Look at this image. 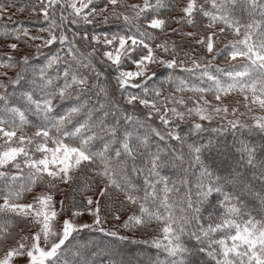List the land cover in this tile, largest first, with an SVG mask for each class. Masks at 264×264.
<instances>
[{"label":"snow or ice","instance_id":"obj_1","mask_svg":"<svg viewBox=\"0 0 264 264\" xmlns=\"http://www.w3.org/2000/svg\"><path fill=\"white\" fill-rule=\"evenodd\" d=\"M162 9L177 10V4L28 0L17 7L15 0H0V21L28 12L42 24L33 32L17 21L18 27L0 31V37L15 38L0 53V264H120L95 240L81 239L98 232L127 240L105 226L106 215L124 228L161 223L162 236L144 243L163 250L170 264H196L195 256H204L205 264H264V144L240 141L239 159L224 175L201 162L211 140L188 144L187 155L201 165L193 181L183 153L185 138L214 121L211 130L218 134H264V114H253L257 108L264 113V0H182L178 19L162 16ZM113 19L123 25L120 32L74 30ZM186 26L193 31H183ZM157 31L179 33L182 44L160 40ZM77 40L87 42V54ZM22 41L45 55L43 67H32L33 53L20 52ZM220 58L224 66L216 63ZM157 68L171 70L174 91L154 86ZM176 70L203 84L174 78ZM167 168L177 170L176 179L163 174ZM89 171L99 179L98 192L87 195L91 184L85 181L74 189L78 202L74 193L67 207L56 199L62 185L72 188ZM37 186L46 190L23 202ZM113 189L124 197L117 207L107 203ZM252 195L259 203L249 200ZM125 204L138 214L122 220ZM185 237L196 245L188 247Z\"/></svg>","mask_w":264,"mask_h":264},{"label":"trees","instance_id":"obj_2","mask_svg":"<svg viewBox=\"0 0 264 264\" xmlns=\"http://www.w3.org/2000/svg\"><path fill=\"white\" fill-rule=\"evenodd\" d=\"M180 0H172V2H175L177 4V10H171V9H162L161 14L164 17H175L179 18V11L178 7L181 6L179 4ZM28 0H15V3L17 7L24 5ZM130 3L138 2V0H129ZM15 12V9L12 10ZM29 13H16L12 17V22L9 23L7 18H5L3 21H0V31H4L7 27L8 30H11L13 27H18L19 25L16 23L17 21H20L24 26L31 29L33 32L37 31L41 26V21H39L37 18L33 17L32 19H28ZM43 26L46 27V24ZM123 25L121 22L116 20H110L109 23L106 24H100L99 22H96L94 25H81L77 26L75 29L77 31L80 30V32H89L95 33V34H101L103 32L108 33H116L120 32ZM182 26L177 23H170L169 28H181ZM74 29V30H75ZM183 31H193L191 26L183 27ZM70 34V33H69ZM156 35L159 37L160 40H163L165 38L175 41L178 45L182 44L180 34L177 33L175 35L171 34L169 31L167 37L160 34L159 31H157ZM14 37H0V53L8 51V49L5 47V45L9 42H14ZM159 42V40H157ZM77 44L80 48V50L87 54L88 51H90V48L87 45V42H82L80 40H77ZM184 50L187 51L188 47L187 44L182 45ZM56 46H53V50ZM20 52L22 53H33L32 55V67L34 68H41L46 63L45 55L36 54L34 50L31 48L30 44H26L25 42H20ZM45 54H49L48 49H44ZM97 58H99V53H97ZM167 58V57H166ZM99 60V59H97ZM216 63H219L221 66H224L227 62L224 61L223 58H220ZM97 67L104 71L106 75H109V69L107 66H104L102 64H97ZM159 73L158 77L154 79L153 84L156 87H160L163 89L164 93L167 94L168 92L174 91L176 84L175 83H169L168 81V73L171 70H165L164 68H157L154 69ZM51 71V70H50ZM13 72L10 71V75H12ZM173 77H181L183 79L189 80V83H195L198 85H202L203 82L198 81L195 77L189 78L187 73L181 72L179 70H176L173 73ZM30 79V77H29ZM109 79L111 83L109 84L110 90H113L115 88V80L112 76H109ZM115 93V92H114ZM119 95V92H118ZM186 95H192L191 93H187ZM211 99V96L208 97ZM233 100V96L230 95L226 103ZM64 108L67 107L65 104L63 106ZM243 111V109H241ZM129 111H131L129 109ZM136 114L140 116L141 119H143L142 115V109L136 111ZM255 115H261L264 113H261L260 110L257 108L255 109L254 113ZM29 119H32V116L29 115ZM249 123L252 121L249 120ZM154 126L159 127V121H153ZM217 122H212L211 124H206V131L195 134L189 137L185 138V144L183 146V153L185 154V163H184V169L187 170V177L189 181H193L194 178L199 174L201 165L197 164L194 160L190 159L188 154V144H193L195 146L198 145H207L209 140L212 141V144L209 148L203 151L201 155V162L204 166H207L210 170H214L218 174L224 175L227 174V170L229 168L235 167V162L239 159V153L237 152V148L239 147L240 141H247L252 144H255L259 146L260 144H264V134H260L257 132L253 133H244L240 134L237 133L233 135L232 133H224V134H218L216 132H213L211 129L217 127ZM188 130L187 124L182 125V132H186ZM25 131L31 134L32 129L25 128ZM172 147L180 148V145L177 143H173L171 145ZM260 158L264 159V156H261ZM241 171H244L243 168H241ZM164 175H168L172 179H176L177 176V170L173 168H167L163 172ZM245 175H251V172H245ZM87 181L91 184V189L87 191V195H92L93 192H97L100 189L99 185V179L96 177H93L91 175V172L89 171L87 175H81L80 180L76 181V184L73 185L72 188H69L67 185H62L61 192H57L56 195L59 196L60 199L65 200V207L68 206L69 199L71 197L68 196L69 193H74L75 200L78 202L80 200V194L79 192H74V189L77 185H79L81 188L83 187V182ZM139 184V181H137ZM194 187V185H192ZM42 190H46L41 188L40 186H37L33 189L31 193L25 194L24 199H27L28 195H32L34 193H38ZM260 191V185H255V192ZM142 195V193H140ZM181 196L183 195V189H181ZM124 199L123 194L120 193L118 190H110L109 196H108V205L110 207H117L120 204V201ZM250 201H256V203H259V201L256 200L255 195H252L249 197ZM106 201L102 199V206H104ZM182 206V205H181ZM251 207V204L249 205ZM133 212H137L136 206L133 205H127L125 204L122 208V220L127 219L128 215L133 214ZM138 214V212H137ZM177 215H179V211L177 210ZM257 219H261V217L257 216ZM105 226L108 229L118 231L121 235L127 236V240H118L114 237H106L103 233L93 232L91 234L85 232L81 234V239L86 240H95V242L101 247V248H107L110 250L114 255L115 258L120 262V264H170V259L167 257V254L163 252L161 249H156L155 247L151 246L150 243H144V241H151L153 238L162 236V233L160 232V228L162 227V224L159 222H153L150 227L148 228H124L121 227L122 221L115 220L111 215L105 216ZM193 230H195L193 226ZM185 243L188 247L192 248L196 245V241L185 237ZM193 259L196 261V264H205L206 258L204 256H195ZM210 259V258H207Z\"/></svg>","mask_w":264,"mask_h":264},{"label":"rangeland","instance_id":"obj_3","mask_svg":"<svg viewBox=\"0 0 264 264\" xmlns=\"http://www.w3.org/2000/svg\"><path fill=\"white\" fill-rule=\"evenodd\" d=\"M179 4L182 6V0H180L179 1ZM76 31H77V29H75ZM80 31V30H79ZM88 53V52H87ZM86 54V53H85ZM97 59H100V56H99V58H97ZM225 61V60H224ZM227 62V61H226ZM114 95H116L117 97H119V95H118V91H116L115 93H114ZM141 108H137L136 109V111H138V110H140ZM100 190V189H99ZM98 190V191H99ZM97 191V192H98ZM35 194H37V193H34V194H32V195H28V197H27V199H24V201L23 202H30L31 200H32V198H33V196L35 195ZM59 196H57L56 195V199L57 200H59ZM96 197H94V199H95ZM101 205H102V199H101ZM69 215H70V213H69ZM82 221H87V222H91V217L90 216H84L83 218H80ZM18 264H22V262H18Z\"/></svg>","mask_w":264,"mask_h":264}]
</instances>
